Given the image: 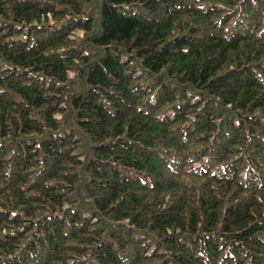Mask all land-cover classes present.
Masks as SVG:
<instances>
[{"label": "trees", "instance_id": "16d2710c", "mask_svg": "<svg viewBox=\"0 0 264 264\" xmlns=\"http://www.w3.org/2000/svg\"><path fill=\"white\" fill-rule=\"evenodd\" d=\"M0 264H264V0H0Z\"/></svg>", "mask_w": 264, "mask_h": 264}]
</instances>
